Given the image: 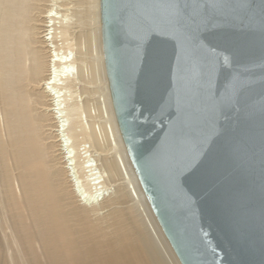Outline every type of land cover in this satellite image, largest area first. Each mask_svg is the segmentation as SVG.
<instances>
[{
    "label": "water",
    "instance_id": "1",
    "mask_svg": "<svg viewBox=\"0 0 264 264\" xmlns=\"http://www.w3.org/2000/svg\"><path fill=\"white\" fill-rule=\"evenodd\" d=\"M116 126L179 264H264V0H98Z\"/></svg>",
    "mask_w": 264,
    "mask_h": 264
},
{
    "label": "bare ground",
    "instance_id": "2",
    "mask_svg": "<svg viewBox=\"0 0 264 264\" xmlns=\"http://www.w3.org/2000/svg\"><path fill=\"white\" fill-rule=\"evenodd\" d=\"M87 4L82 52L77 8L0 0V264H179L123 147Z\"/></svg>",
    "mask_w": 264,
    "mask_h": 264
},
{
    "label": "rangeland",
    "instance_id": "3",
    "mask_svg": "<svg viewBox=\"0 0 264 264\" xmlns=\"http://www.w3.org/2000/svg\"><path fill=\"white\" fill-rule=\"evenodd\" d=\"M87 2H88V0H64V4H66L65 6H67V7L73 6L74 8H77V10L79 11V13L77 14V17L79 18L78 23H80L82 25V27L78 28V32H81V34H82L81 45H80L82 52L84 51V40H86L84 38V35H83L86 31V28H85L86 20L83 17L85 16V14H84L85 8L88 6ZM82 10H84V11H82ZM86 86L91 87V84H88L86 82ZM85 95L87 97L86 98L87 103H84V102H86V101H84L83 105H84L85 109L88 108L89 114L92 117L95 132L98 135V131H97L98 123H97V120L95 117H98V118H101V117L98 115V110L96 107L97 102L95 99V95L93 93H89V94H85ZM82 117H83V115H82ZM76 130H78V128Z\"/></svg>",
    "mask_w": 264,
    "mask_h": 264
}]
</instances>
